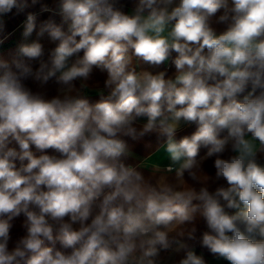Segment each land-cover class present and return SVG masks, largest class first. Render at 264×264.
Listing matches in <instances>:
<instances>
[{"label": "clouds", "instance_id": "1", "mask_svg": "<svg viewBox=\"0 0 264 264\" xmlns=\"http://www.w3.org/2000/svg\"><path fill=\"white\" fill-rule=\"evenodd\" d=\"M118 5L60 0V23L48 19L0 59V264H207L187 243L198 217L214 257L264 264V0ZM28 7L0 0V30ZM35 21L29 13L25 38ZM45 33L55 43L46 59ZM96 70L106 78L93 103L82 90ZM28 78L62 87L49 99ZM151 135L155 151L135 157L125 138ZM211 158L227 185L214 191ZM21 214L26 235L9 249Z\"/></svg>", "mask_w": 264, "mask_h": 264}, {"label": "crops", "instance_id": "2", "mask_svg": "<svg viewBox=\"0 0 264 264\" xmlns=\"http://www.w3.org/2000/svg\"><path fill=\"white\" fill-rule=\"evenodd\" d=\"M60 0H38V2L35 5H32L31 0H28L29 7L26 8L23 12L17 13L16 9H13L11 13L7 14L5 17H3L4 25L2 30H0V59L5 60H11L13 56L16 55L18 48L23 43H30L32 40L37 39V32L39 31L42 24L47 21L48 19H54L55 22L60 23V16L55 15L54 13L58 12ZM48 7L51 9V12H42V7ZM119 7L123 11H125L128 14H131V12L134 9L135 6V0H119ZM29 13L36 15V30L31 34V36L25 38L23 36L24 32V26L26 23V18ZM219 13L217 14V16ZM212 26L217 30V32L223 31L226 27L224 24H219L216 22V18L213 19ZM40 42L44 45L45 49V59L47 58L48 52L55 47V43L51 42L45 33L44 37L40 38ZM82 54V53H81ZM33 65V68L35 69L38 67L37 61L31 62ZM147 67V66H146ZM152 71H158L163 70V66L161 69H150ZM174 73V68L169 67V75H172ZM106 78V74L100 73L98 70L94 71L92 78L87 82L88 88L86 90H82L83 94L89 98L90 102H96L100 99V97L96 94L97 89L103 88V81ZM27 87L31 88L34 92H43L46 94V98H51L52 96L56 95L58 92V89L62 87V85H59L55 82V80H50L46 85L41 86L39 82L34 81L32 78H28L24 81ZM76 87H80V82L76 81ZM106 94V91H105ZM196 126H186L183 130L178 132V137H181L183 135H190L193 131H195ZM127 140V143L130 147V149L134 152L135 157L137 158H143L153 151L158 146L157 138L155 135L146 136L140 141H133L130 138H125ZM33 152L36 155H40L42 153L38 152L35 147L32 148ZM205 152L204 149H201V155H203ZM46 154H56L53 152V150L49 149L46 150ZM230 153H226L225 155H228ZM157 156L160 155V153L156 154ZM156 157H152L151 159H155ZM128 163H136V159H129L127 161ZM168 161L165 160L164 163H167ZM214 158L208 159L203 164V169L206 174H208L210 177H212V180L208 182V187L210 191H214L216 187L219 186H227L226 182L224 180H215V169L213 167ZM260 162L264 163V156L260 157ZM148 173L146 172L145 175ZM187 179V175H186ZM190 184H193L197 189L201 186L199 184H195L191 180L188 181ZM26 222V217L21 214L19 217L14 218L12 223V228L10 229V241H9V249H12L16 242L26 235V228L24 227ZM195 226L197 228L196 237L197 239L195 241H187L191 246L194 247L196 253L198 255H203L207 264H212V259L214 256L206 249L200 246V238L203 234V232L208 231L207 226L203 218H197ZM57 248H60L59 242L56 244ZM162 256H167L168 253L163 252L161 253ZM183 253H180L176 256V259H179Z\"/></svg>", "mask_w": 264, "mask_h": 264}, {"label": "trees", "instance_id": "3", "mask_svg": "<svg viewBox=\"0 0 264 264\" xmlns=\"http://www.w3.org/2000/svg\"><path fill=\"white\" fill-rule=\"evenodd\" d=\"M212 264H228L227 261L223 260V259H220V258H217V257H214L212 259Z\"/></svg>", "mask_w": 264, "mask_h": 264}]
</instances>
